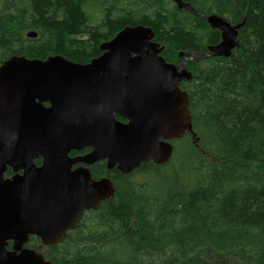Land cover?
<instances>
[{
    "label": "trees",
    "instance_id": "obj_1",
    "mask_svg": "<svg viewBox=\"0 0 264 264\" xmlns=\"http://www.w3.org/2000/svg\"><path fill=\"white\" fill-rule=\"evenodd\" d=\"M182 1L241 26L228 57H186L191 77L179 87L191 131L169 140L187 142L179 165L172 150L125 175L90 166L113 180V194L57 244L30 239L50 264H264V0ZM126 25L149 26L175 64L220 40L171 0H0V64L14 55L85 63Z\"/></svg>",
    "mask_w": 264,
    "mask_h": 264
},
{
    "label": "water",
    "instance_id": "obj_2",
    "mask_svg": "<svg viewBox=\"0 0 264 264\" xmlns=\"http://www.w3.org/2000/svg\"><path fill=\"white\" fill-rule=\"evenodd\" d=\"M171 1L217 29L220 40L204 54L179 52L184 60L173 64L160 54L163 46L149 26L126 25L87 63L14 55L0 64V264H50L24 246L29 236L58 243L84 209H96L113 194L109 178L69 170L71 150L89 147L84 163L105 160L125 175L142 162L165 163L169 140L191 131L187 94L177 86L191 77L186 57H228L241 23ZM114 113L129 120L118 122ZM7 167L14 172L10 178L3 176Z\"/></svg>",
    "mask_w": 264,
    "mask_h": 264
},
{
    "label": "flooded vegetation",
    "instance_id": "obj_3",
    "mask_svg": "<svg viewBox=\"0 0 264 264\" xmlns=\"http://www.w3.org/2000/svg\"><path fill=\"white\" fill-rule=\"evenodd\" d=\"M159 43V42H158ZM160 44V43H159ZM161 45V44H160ZM161 46H163V45H161ZM163 49H164V46H163ZM162 49V50H163ZM162 52V51H161ZM161 54V53H160ZM100 55V54H99ZM162 55V54H161ZM163 57V56H162ZM179 58H181V60L183 61L184 60V58L183 57H179ZM92 59V58H91ZM181 61V62H182ZM89 62V61H88ZM85 63H87V62H85ZM172 63V62H171ZM173 64H175V63H173ZM178 64V63H177ZM184 80H189V79H187V78H183V79H181V80H179L178 81V83H177V86L179 87V83H181V81H184ZM180 88V87H179ZM181 89V88H180ZM181 90H183V89H181ZM47 103H45V105L44 106H48V105H46ZM113 118L115 119V120H117L118 122H121V123H126L129 119L128 118H126V117H122V116H120L118 113H114L113 114ZM90 151H91V149L89 148V147H85V148H82V149H80V150H71L69 153H68V157L70 158V159H72L73 161H72V163H71V165H70V167H69V170L71 171V172H74V171H76V170H81V169H83V168H85V169H87L88 170V172H89V175H90V177L92 178V179H94V180H98V179H101V178H104V177H107V178H109L110 180H111V183H112V187H113V180L109 177V176H106V175H101L100 177H98V178H95V177H92V175H91V172H90V166H92L93 164H95V163H97V162H102V163H104V165H105V168L107 169V170H116V171H118L119 173H120V171L119 170H117V168H116V166H114V168H111V169H108L107 168V166H106V161L105 160H97V161H95V162H93V163H91V164H86V163H84V161H82V159L88 154V153H90ZM34 161V163H35V165L36 166H39V165H41V162H42V160H41V158H36V159H34L33 160ZM132 172V171H131ZM17 174H21V172L20 171H18L17 172ZM12 175H14V172L12 171V168H10V167H7L6 168V170H5V172H4V174H3V176H4V178H10ZM114 189V188H113ZM89 210H92V209H84L82 212H81V218L83 217V215L87 212V211H89ZM81 218H80V220H81ZM79 220V221H80ZM77 225V224H76ZM75 225V226H76ZM69 230H71V229H69ZM69 230H67V231H69ZM67 231L65 232V235H66V233H67ZM36 238L39 242H40V244L41 245H43V246H47V245H45V244H43L36 236H29V241L27 242V244H25L24 246H27V247H29V248H31V249H33L35 252H37V253H40L39 251H37L34 247H31L30 246V239L31 238ZM55 244H57V243H55ZM51 245H53V244H51ZM7 248L8 249H10L11 248V242H9V245L7 246ZM41 254V253H40ZM41 255H43V254H41ZM43 257H44V255H43ZM45 259V258H44ZM45 260H47V259H45ZM48 261V260H47Z\"/></svg>",
    "mask_w": 264,
    "mask_h": 264
},
{
    "label": "rangeland",
    "instance_id": "obj_4",
    "mask_svg": "<svg viewBox=\"0 0 264 264\" xmlns=\"http://www.w3.org/2000/svg\"><path fill=\"white\" fill-rule=\"evenodd\" d=\"M186 145H187V142H185V141H175L173 143L175 150L173 149V146H172L173 153L171 156H173V159L177 162L176 163L177 165H179L178 162L180 163V159L182 158V150ZM139 178H141V179L143 178V179H147V180H154L153 176L143 177V175H141Z\"/></svg>",
    "mask_w": 264,
    "mask_h": 264
}]
</instances>
